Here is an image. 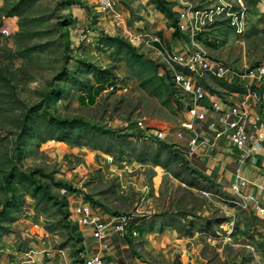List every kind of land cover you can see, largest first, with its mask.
Returning <instances> with one entry per match:
<instances>
[{"label":"rangeland","instance_id":"rangeland-1","mask_svg":"<svg viewBox=\"0 0 264 264\" xmlns=\"http://www.w3.org/2000/svg\"><path fill=\"white\" fill-rule=\"evenodd\" d=\"M113 1L103 13L95 0H0V213L15 220L0 221V259L38 250L45 262L56 253L82 264L94 250L71 211L88 202L106 222L125 214L130 230L144 229L110 238L114 263L264 264L262 217L229 192L225 174L235 165L217 181L212 163L185 158L184 141H161L160 161H174L157 166L141 155L156 146L138 128L178 121L166 65L147 42L159 37L143 30L163 21L176 36L188 13L201 49L243 70L264 63V0H160V9L154 0ZM107 38L123 42L120 52ZM94 74L112 83L89 106L78 97ZM210 79L203 86L220 94L223 82ZM254 93L264 109V92ZM62 126L81 142L49 139ZM13 199L24 202L19 212L4 208Z\"/></svg>","mask_w":264,"mask_h":264},{"label":"built area","instance_id":"built-area-1","mask_svg":"<svg viewBox=\"0 0 264 264\" xmlns=\"http://www.w3.org/2000/svg\"><path fill=\"white\" fill-rule=\"evenodd\" d=\"M95 1L103 13L112 11L117 6L113 0ZM180 19L178 29L180 32H188V47L175 54L168 53L162 47L154 52L166 65V78L174 87L177 124L165 130L152 129L144 124H139L138 128L144 139L152 137L153 140L173 143L184 141L181 149L185 158L198 162L204 168L205 160L209 159L211 153L223 151L222 160H232L236 165L235 179L230 183V190L242 200L255 202L254 194L241 196L242 190L251 186L264 189L247 177H242L240 169L242 165H247L252 171L257 166L256 162L264 166V109L261 108V103L250 101L255 96L250 91L251 87L264 92V63L241 70L223 60L212 58L194 40L193 18L185 13L180 14ZM4 32L8 34L7 30ZM147 42L161 45L160 38L157 37H150ZM210 77L245 88L246 92L227 94L217 90L220 94L211 95L201 82L210 81ZM113 88L114 86H110L109 90ZM256 211L264 214L263 208L258 207ZM71 218L82 235L91 240L85 245L86 250L90 246L96 248V251L83 258L82 264H107L102 253L108 250L105 244L108 238L138 236L135 229L130 230L123 217H113L110 222H106L101 209L88 202L76 204L72 208ZM33 263L31 255L12 259L6 264Z\"/></svg>","mask_w":264,"mask_h":264},{"label":"crops","instance_id":"crops-1","mask_svg":"<svg viewBox=\"0 0 264 264\" xmlns=\"http://www.w3.org/2000/svg\"><path fill=\"white\" fill-rule=\"evenodd\" d=\"M145 1H147V0H144V1H141V2L143 3ZM150 18H151V16L144 17V19H146L147 22H145L143 20L138 21L135 24V28L136 27H140V25H147V23H150L149 22ZM151 25L157 26V28H155V29L147 28V29H144L143 32L145 34H150V33L154 34V35L158 36L161 39V42H162L161 45L153 43V46L154 45L157 46V47H155L156 49L162 47V49L166 50L168 53L175 54V53H178V52H180V51H182V50H184L185 48L188 47V45H189L188 36H187L188 32H180L178 30L179 34L176 35V36H172V34L174 33L173 31H175V29L162 28V26H160V25H164L163 21H159L158 23H151ZM160 31H163V34H158ZM212 44H214V43H212ZM214 49H216V47H214ZM207 50H209V49H207ZM209 51H210V53L211 52L213 53L214 50L213 51L209 50ZM96 85L97 84H95V86ZM89 86H94V85H89ZM217 90H219L220 92L222 91L221 88H219V87H218ZM80 100H82L85 103H87V97L85 96V94L83 92H81ZM250 101H251V99H250ZM222 154H223V151L217 150V152L211 153L209 159L205 160V163H204L205 167H206V165L208 163H212L213 164L212 173L211 172L210 173L212 174V176H216L217 181H218V177L220 175H224L228 171L227 169L230 166H234L235 165L232 162V160L230 161V160L226 159V161H223L222 160ZM256 164H257V166L254 167L252 169V171H250L248 169L247 165H245V166L242 165V167L240 169L241 170V175H242V177H247L252 182H255V184L259 185L261 188L264 189V166H261V164L259 162H256ZM235 169H236V165L234 166V169L232 171H228L225 174L226 179L229 180L228 181L229 184L235 179V177H234ZM221 188L224 190L223 187H221ZM229 192L232 194V197L235 198V200H237L241 205H246V206L250 207L251 209H253L254 211H256V208H258V207L264 209V190H259L257 188H253L252 186L247 188V189H245V190H242L241 196H247L249 194H254L255 197H256V201L255 202L242 200L239 196L234 194L231 190H229ZM256 213L259 215V217H262L261 221H262V223L264 225V214H260L257 211H256ZM84 238L86 239L85 241L87 243H90L91 240H90L89 237H84ZM110 238H113V237H110ZM110 238H108L105 241L106 246H108V250L107 251H103V253H102L103 259H104V261L107 264H119L117 262L114 263L113 254L109 251V248H110L109 245L112 242V240H110ZM90 248H92V246H90ZM92 249L94 251H96L95 250L96 248H92ZM28 253L29 254L27 256H25L26 254H23L22 258L29 257V256L32 255L33 259H34V263L33 264H52L54 261L56 262V264H62V262L64 264H68L69 261L72 260V258L71 259L69 258V260L68 259L66 260V258L61 256V255H57L56 253H50L49 257H50V259L52 261L45 262L46 261L45 258L47 256L46 253H48V252H46V251H38V250H30ZM11 260H12L11 258L3 257L2 259H0V264H6L7 262H9Z\"/></svg>","mask_w":264,"mask_h":264},{"label":"trees","instance_id":"trees-1","mask_svg":"<svg viewBox=\"0 0 264 264\" xmlns=\"http://www.w3.org/2000/svg\"><path fill=\"white\" fill-rule=\"evenodd\" d=\"M154 1L156 2V8L160 9L162 2L160 0H154ZM107 40H111L110 43L108 44V46L110 48H113L114 46H116L117 52H120V46L119 45L123 44V42H121V40H119V39L112 40V38H107ZM214 47H216V45H214ZM128 49L130 50V48H128ZM94 79H95L96 84H97L96 86L87 85L80 91V92H83L85 94V96L87 97V104L89 106H93L95 104L96 97H98L104 90L107 89L108 84L112 83V79L108 75H105L102 77L99 74H94ZM217 85L219 87L223 88L224 90L229 91V92L241 93V94L246 92V89L242 88V87L230 86V85H226L223 83H218ZM254 89L255 88H253V87L250 88L251 93H254ZM78 100H80V96L78 97ZM80 101H81V103H85L82 100H80ZM49 139L56 140V141L73 140L77 143L81 142V138L79 135H76L74 137L71 136V127H67V126H62L60 128V133L57 136L51 135ZM152 144H154L156 146L154 154H152L151 156L149 155V152H150V146H149L147 149H145L141 153V155L157 166H161L163 168L169 167L170 163L173 162L174 160H169V158L167 157V159H166L168 161L167 164L160 161L161 155L165 151L167 146L165 144L161 143V141H157V140H153ZM23 204H24L23 201H20L19 203H17L16 200L13 199L10 202H8L4 206V208L7 211H12L13 213H15V212H19L21 210ZM1 220L8 222V223H12L15 221L14 218L8 217V214H6L4 212L0 213V221ZM135 230L137 231L136 228H135ZM45 231L49 232L48 228H45ZM143 232H144V229L140 228V232H138V233L142 234Z\"/></svg>","mask_w":264,"mask_h":264},{"label":"water","instance_id":"water-1","mask_svg":"<svg viewBox=\"0 0 264 264\" xmlns=\"http://www.w3.org/2000/svg\"><path fill=\"white\" fill-rule=\"evenodd\" d=\"M123 217L126 219V218H128V216L127 215H125V214H123Z\"/></svg>","mask_w":264,"mask_h":264}]
</instances>
